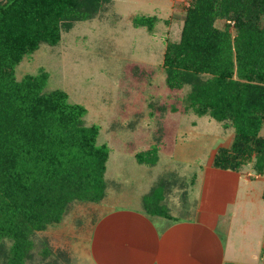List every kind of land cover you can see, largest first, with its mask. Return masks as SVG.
I'll use <instances>...</instances> for the list:
<instances>
[{"label": "trees", "instance_id": "16d2710c", "mask_svg": "<svg viewBox=\"0 0 264 264\" xmlns=\"http://www.w3.org/2000/svg\"><path fill=\"white\" fill-rule=\"evenodd\" d=\"M109 2L0 0V264L69 262V255L40 234L61 225L76 204H102L107 198L110 149L98 144L100 127L86 125L87 108L70 102L64 90H47L46 71L18 79L16 70ZM155 23L152 16L133 19L136 28L150 32ZM162 67L166 86L185 90V111L233 129L231 145L217 148L212 165L239 171L255 159L260 170L264 0H190L180 39L166 43ZM154 192L146 196H153L152 204L144 197L146 212L153 215L160 214L153 207L161 200Z\"/></svg>", "mask_w": 264, "mask_h": 264}, {"label": "rangeland", "instance_id": "374dc122", "mask_svg": "<svg viewBox=\"0 0 264 264\" xmlns=\"http://www.w3.org/2000/svg\"><path fill=\"white\" fill-rule=\"evenodd\" d=\"M189 2L110 0L92 20L63 33L57 46L43 45L17 67L18 79L41 70L49 73L47 90H64L70 102L85 106L86 125H98V144L110 149L104 202L76 204L61 225L40 234L69 255L64 264H91L87 250L92 221L114 208L144 207V197L152 204L153 196L146 197L152 188L161 197L154 213L179 216L173 201L182 186L191 187V172L233 141V129L185 111V90H170L165 83L164 49L167 42L180 39ZM138 16L156 18L152 32L133 25ZM150 148L156 151L136 157ZM241 170H251L250 163Z\"/></svg>", "mask_w": 264, "mask_h": 264}, {"label": "crops", "instance_id": "0c3cea01", "mask_svg": "<svg viewBox=\"0 0 264 264\" xmlns=\"http://www.w3.org/2000/svg\"><path fill=\"white\" fill-rule=\"evenodd\" d=\"M254 164L200 165L173 201L179 216L148 214L142 203L103 211L90 227L91 264H264V162Z\"/></svg>", "mask_w": 264, "mask_h": 264}]
</instances>
